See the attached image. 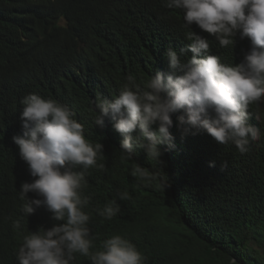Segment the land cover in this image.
<instances>
[{
  "label": "trees",
  "instance_id": "trees-1",
  "mask_svg": "<svg viewBox=\"0 0 264 264\" xmlns=\"http://www.w3.org/2000/svg\"><path fill=\"white\" fill-rule=\"evenodd\" d=\"M191 27L164 0H0V264H18L23 237L54 223L45 207L28 217L22 212L20 186L33 177L13 137L22 134L21 101L30 93L66 106L89 141L104 145L81 191L89 201L83 210L90 216L91 252L120 235L135 244L144 264H264V98L249 105L248 123L261 136L243 154L207 133L185 134L176 113L174 141L160 146L161 161L143 149L128 159L113 122L95 123L98 98L118 95L129 74L142 85L167 71L165 52L183 49L184 33L195 30L210 39V54L226 64H240L250 49L247 38L221 48L213 36ZM88 52L99 56L104 79L91 83L85 77L89 55L80 80L64 77L61 60ZM134 166L144 175L133 176ZM124 191L129 198L119 200ZM114 198L119 212L105 219L98 210ZM17 220L19 230L13 227ZM72 264L90 259L76 254Z\"/></svg>",
  "mask_w": 264,
  "mask_h": 264
},
{
  "label": "clouds",
  "instance_id": "clouds-1",
  "mask_svg": "<svg viewBox=\"0 0 264 264\" xmlns=\"http://www.w3.org/2000/svg\"><path fill=\"white\" fill-rule=\"evenodd\" d=\"M164 7L181 10L184 27L195 24L221 48L234 47L237 37L249 39L251 46L244 60L223 63L220 56L210 54V39L191 29L184 33L188 41L183 49L166 50L167 71H157L142 85L129 74L118 95L98 98L96 125L103 127L105 118L113 122L122 137L119 149L128 159L143 149L148 157L161 161L160 146L174 141L170 130L176 113H180L177 120L185 134L207 133L220 145L232 143L240 153L247 152L250 143L261 136L248 123V109L264 98V0H164ZM171 29L167 30L170 36ZM182 37L174 36L178 42ZM187 54L190 58L183 60ZM88 55L85 77L91 83L104 79L94 52L74 61L64 57V77L80 80ZM82 82L85 84L84 79ZM21 104L23 131L13 141L33 177L20 186V198L25 201L22 212L28 217L45 207L54 223L23 237L16 253L18 264H72L76 254L88 257L90 264H144L135 244L120 235L104 240L102 250L90 251V216L83 210L89 201L81 191L85 172L96 166L104 145L90 142L74 113L53 99L30 93ZM132 175L144 173L134 166ZM29 193L38 198H30ZM117 198L127 200L129 196L124 191ZM117 198L98 210L99 215L112 219L119 212ZM13 227L19 230L20 221Z\"/></svg>",
  "mask_w": 264,
  "mask_h": 264
}]
</instances>
